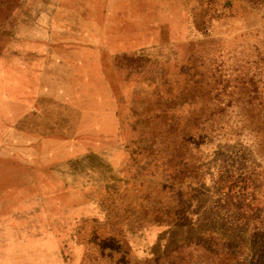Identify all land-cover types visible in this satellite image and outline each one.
<instances>
[{
  "label": "rangeland",
  "instance_id": "obj_1",
  "mask_svg": "<svg viewBox=\"0 0 264 264\" xmlns=\"http://www.w3.org/2000/svg\"><path fill=\"white\" fill-rule=\"evenodd\" d=\"M0 264H264V0H0Z\"/></svg>",
  "mask_w": 264,
  "mask_h": 264
},
{
  "label": "crops",
  "instance_id": "obj_2",
  "mask_svg": "<svg viewBox=\"0 0 264 264\" xmlns=\"http://www.w3.org/2000/svg\"><path fill=\"white\" fill-rule=\"evenodd\" d=\"M51 99L48 103L46 98L40 95L32 101L24 102L26 112L21 117V119L24 118L23 124L26 126L27 120L29 121L32 118L33 128L36 129L34 132L40 134L56 133L55 129L57 127H74L75 122L80 125V128L83 127L87 108L79 102L75 103L74 99L65 93ZM38 128H40L39 131Z\"/></svg>",
  "mask_w": 264,
  "mask_h": 264
}]
</instances>
